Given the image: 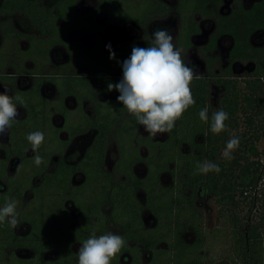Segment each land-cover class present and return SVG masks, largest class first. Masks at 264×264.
Masks as SVG:
<instances>
[{"label":"trees","instance_id":"16d2710c","mask_svg":"<svg viewBox=\"0 0 264 264\" xmlns=\"http://www.w3.org/2000/svg\"><path fill=\"white\" fill-rule=\"evenodd\" d=\"M74 1L59 0L44 8L40 0H2L0 14L22 12L35 28L53 31L56 17H77L72 12ZM0 28L4 34H10L9 18L0 20ZM75 50L72 55L86 57L84 50ZM38 77L29 90L16 89L11 97L24 102L22 106L27 114L17 119L8 131L7 140L0 142L3 152L0 179L8 185L0 195V205L13 188V180L6 171L8 159L17 156L23 167L28 161L26 149L30 147L26 134L42 129L43 112L38 105L41 79ZM213 77L223 88L217 103L208 102L207 78H193L190 88L196 102L182 113L161 140L132 137L122 133L123 126L114 132L115 118L101 117L93 122L97 132L78 162L68 165L60 161L53 171L47 172L48 159L43 156L42 163L33 171L41 176V181L32 185L29 174L23 187L32 192L36 204L22 214L16 207L17 220L27 222L28 230L18 234L16 225L9 226L6 221L0 226V264H77L74 247H79L93 229L97 234L111 231L124 238L125 243L111 264H211L219 259L221 264H264V185L254 192L264 175V163L248 157L250 146L264 130V95L257 87L258 79L264 77V57L256 60L253 72L245 76L238 78L227 72ZM205 105H208L209 117L220 108L229 113L224 130L214 134L209 122L199 120L198 110ZM232 135H238L240 143L233 158L226 160L221 153ZM109 137L114 138L119 155L112 170L105 171L103 161ZM132 138L136 140L133 150L130 149ZM41 145L35 155L40 153ZM139 146L145 147V154L138 150ZM205 159L219 164L220 171L194 174L195 162ZM135 162L142 163V176L132 171ZM76 171L82 172L84 180L74 186L71 176ZM166 175L168 181L164 182ZM93 181L98 188L89 195L84 194ZM199 187L211 191L230 228L225 237L230 250L227 256L216 254V246L214 254L207 253V241L210 236L217 237L219 229L204 232L203 213L194 202ZM55 188L67 192L65 197L77 208L76 214H71L62 202L60 211L42 216L43 198L48 190ZM18 194L22 191L18 190ZM145 210L154 219L150 226L142 218ZM18 248L29 249L31 254L18 257L14 254Z\"/></svg>","mask_w":264,"mask_h":264},{"label":"rangeland","instance_id":"374dc122","mask_svg":"<svg viewBox=\"0 0 264 264\" xmlns=\"http://www.w3.org/2000/svg\"><path fill=\"white\" fill-rule=\"evenodd\" d=\"M56 0H42L41 4L44 7H47L54 3ZM128 5L139 6L141 4V0H127ZM170 6V13L167 14L163 18H153L150 19L147 23V27H143V30H147L148 36L151 38V33L156 28H169L171 30V34L173 35V43L176 47L182 50L181 54L182 57L186 58L190 64L195 65L194 74L197 75L206 74L208 70L213 71H222L224 70V66H233V69L239 71L241 74H245L247 70H250L251 64L245 61H241V59L245 58L246 55H257L254 54L255 47L251 45L254 44H262L264 40V31L263 30H255L250 32V30L246 23H243L240 20V11L236 12V9L233 7L234 5L231 3L232 0H221V5L217 8V14L224 16L222 19V28L223 34H219L218 42L215 46H210V38L213 34V31H216L215 23L212 19L207 17H201L200 14L194 13L192 14L191 18L188 19V22L182 23L179 12L175 9V1L174 0H164ZM256 0H244L246 5H252V3ZM91 3V0H79V4L77 5L76 10L78 12H83L87 8V6ZM214 7V6H213ZM131 11H136L134 8ZM127 10L124 11L125 14L131 15L130 13H126ZM137 12H135L136 14ZM216 14V15H217ZM4 13L1 14V18H4ZM12 26L19 32L28 33V34H36L37 36H44L45 32H40L36 30L30 22L26 19V17L22 14H14L11 17ZM98 22L104 27V34L105 36V44H111V48L115 47L116 39L121 30V26L124 24L128 29V34H137L139 28H136L132 22L121 23V24H114V23H107L103 14H100L98 17ZM57 23H60L58 20ZM197 30H194V33L187 39L185 43L179 37V33L194 27ZM215 28V29H214ZM233 29L235 31H233ZM142 30V31H143ZM232 32L231 34L229 32ZM59 34L64 36L66 40H74L78 44L83 47L88 48V44L91 42L92 36L86 35H79L72 31H58ZM218 35V34H215ZM234 36V37H233ZM31 41V40H30ZM235 45L237 48H241L234 50ZM27 46V41L20 37H16L13 41H5L0 32V71L5 74H14L15 75V83L16 87L18 88H27L33 81L34 72L42 71L45 76L56 73L59 70H62L66 67L68 70L70 68H74L76 73L80 75H88L92 77L95 87L98 89L102 88V77L96 75L97 73V66L92 69H89L88 66L83 64H74L69 65L66 64V55L65 49L61 44H54L50 45L49 48L46 50V54H26V53H19L17 50L20 48L23 50ZM209 47V48H208ZM237 51V52H236ZM260 52V50H258ZM244 56V57H243ZM239 58V59H237ZM243 72V73H242ZM245 72V73H244ZM113 75L118 77L122 75V70H113ZM238 73V72H237ZM243 76V75H241ZM43 86L42 91L45 99L48 101L54 100L57 95L59 94L56 89H54V84L48 80L47 77H43ZM242 84V83H241ZM257 87L259 92L264 95V77H261L257 81ZM6 88L9 90V94H12V88L8 83L2 82L0 80V89ZM57 91V92H56ZM107 91V90H106ZM223 92V88L220 87L219 84L215 83L213 80L209 82V94H208V102L212 105L217 103L221 93ZM116 91L111 90L107 92H102L99 95V99H111L116 97ZM66 104L68 107H74L73 100L71 98H66ZM48 101V102H49ZM83 110L85 112H90L92 110V104L89 101H85L83 104ZM17 111L19 112V117H22L23 113L25 112L22 106H17ZM53 122L55 124H60L61 117L59 115H52ZM141 134L145 135L149 132L145 131L144 127L141 125L139 130ZM95 133L94 129H89L88 131L81 133L79 135L72 136L69 139V143L67 144L64 152L61 154L64 160L67 162H75L76 160L80 159L85 152L86 147L90 144L93 135ZM150 134V133H149ZM151 135V134H150ZM165 132H157L155 135H151L155 139H163L165 137ZM60 138L64 139L67 135L64 131H62L59 135ZM7 137V134L4 137H0L1 141H4ZM45 144L49 143L48 139H52L51 137L46 136ZM45 139V138H44ZM45 141V140H44ZM52 145L55 144L52 141ZM32 152L30 151L29 154ZM117 148L115 145L114 138L109 137L106 144V157L104 160L103 168L108 170L113 164L114 159L117 156ZM41 156V155H40ZM248 157L250 159H259L262 163H264V130L261 131L260 138L249 148ZM59 158V154H58ZM57 160V156L50 157L48 169H52L55 161ZM26 166V167H25ZM19 160L15 157L11 158L8 162L7 171L9 177H12L15 184L13 183V187L17 188L16 180H23L29 173L33 172L37 169V166L33 163V160L26 161L23 168V174H21V170L19 171ZM26 168V169H25ZM135 170L138 175H142L143 167L140 165L135 166ZM264 171V168H263ZM84 180V176L81 173H77L72 176V184L74 186L79 185ZM164 182L168 181V176H163ZM31 181L33 183H37L39 178L36 176ZM90 188L85 191L84 194L89 195L91 191L95 188H98V184L93 181L90 185ZM5 189V184L0 181V192ZM16 193V192H14ZM74 193H76L74 191ZM92 193V192H91ZM67 192L63 191L61 188H55L48 190L44 196V203L42 204L43 212L42 216L46 217L52 212L60 211L61 203L65 205V208L71 212V214L77 213V208L72 204L69 198L65 197ZM141 195V194H140ZM32 199L29 201V199ZM65 197V198H64ZM9 198V196H8ZM14 198L17 201V209L18 213H27L33 209V205L36 204V200H33V195L30 190L24 191L22 194H15ZM6 199L1 202L2 204L5 202ZM29 201V202H28ZM28 202V203H27ZM195 204L200 208L203 213V228L204 232H208L209 230H213L215 227H218V236L213 237L210 236L207 243H208V250L207 253L209 255L214 254L213 250L216 246V254H223L229 255L230 250L228 249L229 244L226 243L227 235L230 231V228L225 223L224 217L221 216V212L219 210V205L216 204L214 201V197L207 188L199 187L197 190V195L195 198ZM142 218L145 225L150 226L153 224L154 219L148 212H142ZM253 219V217H252ZM225 223V224H223ZM28 230V224L25 221L18 220L16 224L15 231L18 234H22ZM191 235L187 234V239L189 240ZM226 237V238H225ZM79 247H74L75 250H78ZM31 253L30 250L18 248L14 250V254L18 257H25ZM46 255L53 256V254L46 253ZM221 260V259H219ZM218 262H211V264H221V261ZM207 264V263H206Z\"/></svg>","mask_w":264,"mask_h":264},{"label":"flooded vegetation","instance_id":"af4514ba","mask_svg":"<svg viewBox=\"0 0 264 264\" xmlns=\"http://www.w3.org/2000/svg\"><path fill=\"white\" fill-rule=\"evenodd\" d=\"M41 1L42 0H40V6L44 7L41 4ZM58 1L59 0H56L54 3H57ZM174 1H175L174 3L175 9L179 12L178 14L180 15L181 20H183L181 21L182 23L188 22V19L191 18L192 14L197 13V12L200 14L201 17H207L214 21L216 31H213V34L210 38L209 45L215 46L218 42L217 40L219 38L218 37L219 34H223V31H221V28H222V22H223L222 19L224 18V16H221L220 14H217L216 12L217 8L221 5L220 4L221 0H174ZM1 2L2 0H0V4ZM99 2H100L99 0H91V3H89L85 11L78 12L76 8H77V5L79 4V0H75L72 5V12L74 13V16L76 15L77 17L76 18L75 17L70 18L69 16H65L64 18L56 17L52 24L53 31L46 30V29L39 30L35 28L32 25V23L29 21V19L25 16V14L22 12H14L13 14L9 16H7L6 13H4L5 15L4 18H1V14L3 13L0 14V20H5L6 18H9L10 27L12 29V31L9 32L10 34H4V31H2L0 28L2 40L4 38L5 41L9 42V41H13L14 39H16V37H20L24 39L25 41H27V46L23 48V50L18 48L17 51L19 53H23V54L28 53L30 55L31 53L35 55L46 54V50L49 48L51 44L52 45L61 44L65 49L66 64H69V65L83 64V65L88 66L89 69H92L95 66H97L98 68H97L96 75L103 78L102 88L98 89L97 87H95L92 77L88 75H80L76 73L74 70H72L74 68H70V70H68L66 67H64L62 70H59L56 73H53L47 76H45L42 71L34 72V74H32L34 77L32 83L27 88H18L16 87L14 74H5L0 71V80L2 82L8 83L12 88V94L10 97L13 96L14 91L16 89L20 91L29 90L32 85H35L34 84L36 80L35 78H37V76H39L38 78L41 79L40 85L38 87L39 88L38 94L40 96L38 105L40 104V110L43 112L41 130L44 133L45 141L43 140L42 142L39 155H41L42 158L43 156H46L48 159L46 169H45L47 172L53 171L56 165L60 161H62L65 164L72 165L78 162L83 157L82 156L80 159L71 163V162H67L66 160H64L61 154L64 152L67 144L69 143V139L72 136L84 133L91 128L95 130V133H94L95 135L97 132V128L93 125V122L96 121V119L101 118V117H106V118L113 117V119L115 118L113 122L114 132L117 130L119 131V129H121V127L123 126L125 128V131L122 133L130 134L132 137L136 135L149 136L151 140H161V139L153 138L149 133L145 135L141 134L138 131L141 125L137 123L135 117L132 114L128 113V111L123 105L115 101V98L103 100V99H99L98 97L100 93L109 91L107 89L108 83L110 82L115 83L121 78V76H118V77L114 76L112 71L113 70L117 71L121 69L120 62H122L123 59H125L130 54L131 47L133 45L145 47V46H148V44L150 43L151 38L148 36L147 30L146 31L143 30V27H147L146 25L150 19L163 18L167 14H169L170 6L164 0H141V4H139V6H134L132 4L128 5L127 0H104V2L101 3L102 5ZM231 3L234 5L233 7L236 9V12L240 11L241 13L240 20H242L243 23H246L247 27L250 29L248 33H245V34H249L250 32L258 30V29L264 31V0H256L252 3V5H246L244 3V0H232ZM134 8L136 9V11H131ZM125 10H127L126 13H130L131 15L129 16L128 14H125L124 13ZM135 12L137 13L135 14ZM18 13L24 15L26 19L30 22V24L36 30L40 32H45L46 34L40 37V36H37L36 34H28V33H22V32L17 31L12 26L11 17L12 15L18 14ZM100 14L104 15L107 23L121 24V23L132 22L135 25V27L139 28V31H141L137 34H128V29L125 26L127 24L122 25L121 30L119 31V34L116 39L117 40L116 45L114 48L113 47L111 48V50L115 53V56L112 59H109V52L105 48V36L106 35L104 34V30H103L104 27L98 22V17ZM58 20H60V23H57ZM192 29L197 30L195 26L192 27L191 29L190 28L188 29L187 27L185 31H182L181 33H179V37L183 40V43H185L187 39L194 33V30ZM58 31H63V32L72 31L79 35H86V36L91 35L92 39H91V42L87 46L88 48H86V47L81 46L74 40L64 39V36L59 34ZM233 31L235 30L233 29ZM229 33L231 34L232 32H229ZM215 34H218V35H215ZM48 40L50 41V43L48 42ZM251 46L255 47L254 54H257V55H246L245 58L241 59V61H245L251 64L250 70L245 71L246 72V73L244 72L245 74L252 73L253 70L255 69L256 60H259L264 57V40L262 44H254ZM75 49L84 50L85 51L84 55H86V57L81 58V57L72 55V53H75L73 52V51H76ZM237 49L241 51V48H237V46L235 45L234 50H237ZM258 50H260V52ZM223 68L224 70L216 71V72L210 69L206 72V74H201L197 76L207 78L208 87H209L210 80H213L215 83H217L214 80L213 76H222V74L227 73V72L234 74L238 78L242 77L241 75L245 76V74H241L239 73V71L235 72V70L233 69V66L226 65ZM197 76H194L193 78H197ZM43 77H47L46 80L52 82L54 84L53 86L54 89H56L59 93L54 100H50V101L48 100L49 102L45 99L46 97L44 96L43 91H42V86L44 83L43 80H45V78ZM217 84L220 85V83H217ZM220 87L222 86L220 85ZM112 90L116 91L115 89H112ZM116 94H118L117 91H116ZM208 94H209V90H208ZM68 97L73 100L74 107H68V105L66 104L65 99ZM86 100L92 104V110L88 113L83 110V104ZM19 106H22V105H19ZM23 108L25 112L20 118H24L27 114L25 107ZM54 114L59 115V117H61L62 119L59 125L53 122L52 115ZM62 131H64L67 135L64 139L58 136ZM7 135H8V132H7ZM46 136L52 138V139H48V141L50 142L47 143V145L45 144L46 139H47ZM6 140H7V137L5 138L4 141L0 140V142H5ZM52 141H54L55 144L57 143V145H52ZM63 141H66V143H63ZM90 144L86 147L85 151L90 146ZM135 145H136V140L132 138L130 149L133 150ZM138 150L142 154H145L144 146H139ZM30 151L32 152L31 154H29ZM35 152L36 151H33L30 147L27 148L25 154H26V157L28 158V161L33 159ZM58 154H59V158H58ZM84 154L85 152L83 153V155ZM2 155H3V152L2 150H0V156ZM118 155L119 154L117 153V156L114 159L113 164L110 167V169L106 170L103 168V170L111 171L113 166L117 162ZM55 156H57V160L55 161V164L53 165L52 169H48L50 157L52 158ZM13 157L19 160L18 168L20 171L22 167V165L20 164L21 161L17 156H13ZM105 157H106V149H105L104 160H105ZM10 159H8L7 161L6 171H7V166H8V162ZM103 165H104V161H103ZM136 165H140L143 167L142 163L135 162L132 165V171L136 174V176H142L144 173V167H143L142 175H138L135 170ZM20 173L23 174V169L21 170ZM77 173L82 174L81 171H76L75 173L72 174V176ZM29 174L31 176L29 178V182L32 185H37L41 181V176H39V174H33V172ZM36 176L39 178V181L37 183H33V181L31 180L35 178ZM72 176H71V181H72ZM26 177L23 180L21 179L16 180L17 188L15 187H13L12 189L10 188L11 191H9L6 194L5 199L8 198V196L10 198L11 195L12 197H14L16 193L18 194V190H21L22 193L24 191L29 190V189L24 190ZM9 178H12V177H9ZM0 181L5 184V189L0 192V195H1L3 192H6L5 190L7 189L8 185L2 179H0ZM13 183L15 184L14 180L12 181V186H13ZM140 194H139V198L142 199V194L141 195ZM22 249H26V248H22ZM26 250H29V249H26Z\"/></svg>","mask_w":264,"mask_h":264},{"label":"clouds","instance_id":"9594fccd","mask_svg":"<svg viewBox=\"0 0 264 264\" xmlns=\"http://www.w3.org/2000/svg\"><path fill=\"white\" fill-rule=\"evenodd\" d=\"M171 33L169 28H156L151 33L148 46L133 45L130 54L120 62L121 78L107 84L109 91L115 89L118 92L115 101L123 105L151 135L172 129L174 122L196 102L190 88V82L197 76V73L194 74L196 66L182 57V50L174 45ZM105 48L109 52V59L114 58L110 42L105 44ZM23 103L19 98L13 100L8 89H0V137H4L13 127L19 117L17 106ZM197 115L200 121L209 122L210 131L214 134L227 127L224 122L229 113L223 108L212 112L209 117L208 105H205ZM25 139L35 151L43 142L44 133L36 129L27 133ZM239 143L240 137L232 135L225 142L222 157L231 160ZM42 160L39 154L33 157L36 166ZM210 171L219 172V164L207 159L195 162L194 174ZM16 205L14 198H6L0 205V226L5 221L12 227L18 223ZM124 243V238L118 233L108 231L97 234L93 229L79 243L77 264H111V259Z\"/></svg>","mask_w":264,"mask_h":264},{"label":"built area","instance_id":"2783aa9c","mask_svg":"<svg viewBox=\"0 0 264 264\" xmlns=\"http://www.w3.org/2000/svg\"><path fill=\"white\" fill-rule=\"evenodd\" d=\"M261 184L264 185V175L262 176L261 180L258 182V186L254 188V192H258L257 190Z\"/></svg>","mask_w":264,"mask_h":264}]
</instances>
